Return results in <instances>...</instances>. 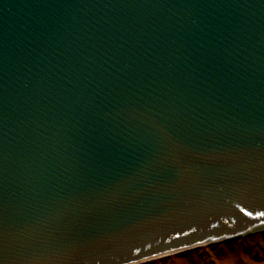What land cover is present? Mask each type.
<instances>
[{"label":"water","instance_id":"95a60500","mask_svg":"<svg viewBox=\"0 0 264 264\" xmlns=\"http://www.w3.org/2000/svg\"><path fill=\"white\" fill-rule=\"evenodd\" d=\"M262 231L264 0H0V264Z\"/></svg>","mask_w":264,"mask_h":264},{"label":"rangeland","instance_id":"374dc122","mask_svg":"<svg viewBox=\"0 0 264 264\" xmlns=\"http://www.w3.org/2000/svg\"><path fill=\"white\" fill-rule=\"evenodd\" d=\"M138 264H264V232L205 245Z\"/></svg>","mask_w":264,"mask_h":264},{"label":"bare ground","instance_id":"6f19581e","mask_svg":"<svg viewBox=\"0 0 264 264\" xmlns=\"http://www.w3.org/2000/svg\"><path fill=\"white\" fill-rule=\"evenodd\" d=\"M203 245H207V243L202 244V245H199V246H196V247H200V246H203ZM184 250H185V249H183V250H178V251H174V252H167V253L161 254L159 257H163V256H166V255H171V254H173V253H179V252H182V251H184ZM150 259H153V257H152V258H149V259L141 260L140 262H136V263L145 262V261H148V260H150ZM132 264H135V263H132Z\"/></svg>","mask_w":264,"mask_h":264}]
</instances>
